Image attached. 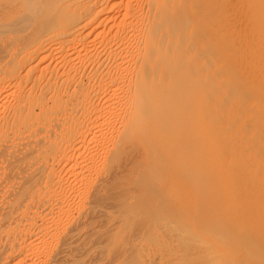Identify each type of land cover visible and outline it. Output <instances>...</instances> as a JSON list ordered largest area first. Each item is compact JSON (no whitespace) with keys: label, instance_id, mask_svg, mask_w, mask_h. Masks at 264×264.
Returning a JSON list of instances; mask_svg holds the SVG:
<instances>
[{"label":"bare ground","instance_id":"6f19581e","mask_svg":"<svg viewBox=\"0 0 264 264\" xmlns=\"http://www.w3.org/2000/svg\"><path fill=\"white\" fill-rule=\"evenodd\" d=\"M149 261L264 264V0H0V264Z\"/></svg>","mask_w":264,"mask_h":264},{"label":"rangeland","instance_id":"374dc122","mask_svg":"<svg viewBox=\"0 0 264 264\" xmlns=\"http://www.w3.org/2000/svg\"><path fill=\"white\" fill-rule=\"evenodd\" d=\"M192 216L193 218L194 217L199 218L200 221L197 220L196 224L199 223V226L204 228L205 233L209 236H213V235L219 236L221 234H226V232L229 231V229H225V226H226L225 217L222 215H219V217H212V216H207V215L196 216V214H193ZM222 220H224V224ZM161 240L163 241V238ZM151 252H147V254L148 256L153 257L151 255H153L154 252L149 255V253ZM147 264H152V263H150L149 261L147 262Z\"/></svg>","mask_w":264,"mask_h":264}]
</instances>
